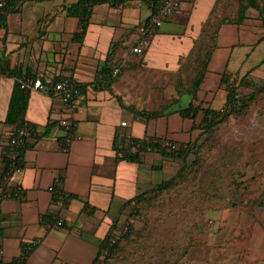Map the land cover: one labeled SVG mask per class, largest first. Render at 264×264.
I'll return each mask as SVG.
<instances>
[{
	"label": "crops",
	"instance_id": "1",
	"mask_svg": "<svg viewBox=\"0 0 264 264\" xmlns=\"http://www.w3.org/2000/svg\"><path fill=\"white\" fill-rule=\"evenodd\" d=\"M76 1L12 0L0 27V69L6 74L16 71L23 77L40 78L44 84L42 89L30 90L24 117L37 126L41 136L27 138L21 169L7 172V157L0 153V183L13 192L1 203L3 264L18 259L24 243L35 246L25 264H93L100 240L109 232L125 201L175 173L165 171L167 177L162 179L154 176L155 169H164L168 164L177 166L176 159L164 157L157 150L142 152L139 161L119 159L123 154L117 153L115 141L119 147L131 137L165 138L186 144L200 134L203 111L196 119L179 112L149 120L136 117L130 108L133 105L124 100L121 82L145 70L177 71L181 59L193 51L217 4L225 9L224 5L232 0L186 2L150 36L143 35L139 26L152 12L148 0H124L118 6L97 4L82 42L73 39L79 30V19L67 16L62 8ZM257 14L249 9V17L242 23L235 19L219 21L215 46L195 101L202 108L224 106L227 91L222 78L234 57L239 64L241 49L238 52L237 47L257 44L264 35ZM144 38L148 40L144 52L133 53L132 46ZM120 40L123 45L116 48L115 58L124 69L110 86H88L73 101V96L66 99L55 92L51 80L56 77L92 82L113 42ZM201 73L202 69L198 75ZM6 74L0 78L3 146L19 128L17 123L6 120L17 81V77ZM63 120L69 123L63 126L71 127L75 133L67 148ZM49 121L55 125L43 134ZM132 150L136 152L138 148L133 146ZM59 177L62 179L57 182ZM58 221L62 225L58 226Z\"/></svg>",
	"mask_w": 264,
	"mask_h": 264
},
{
	"label": "rangeland",
	"instance_id": "2",
	"mask_svg": "<svg viewBox=\"0 0 264 264\" xmlns=\"http://www.w3.org/2000/svg\"><path fill=\"white\" fill-rule=\"evenodd\" d=\"M224 6L217 4L215 8L217 22L236 19L239 0ZM211 33L209 29L198 38L177 71L145 70L123 79L124 100L146 110H163L183 100L212 47ZM234 85L240 98L255 96L249 107L229 114L216 126L212 139L209 134L202 136L195 150L175 160L177 166L168 164L154 170V176L162 179L167 177L165 171L175 172L170 178L182 167L194 166L185 181L161 195L148 191L135 207L127 206L119 213L113 233L119 243L109 264H264V248L258 244L259 213H254L252 205L257 192L264 188V62L242 70ZM241 149L247 164L241 161L236 165L246 172L240 180H247L248 188L239 190L237 205L222 207L206 193L215 183L201 182L210 180L218 167L238 159ZM253 175L260 179L255 182ZM194 187L197 193L193 199ZM222 202L225 199L218 203Z\"/></svg>",
	"mask_w": 264,
	"mask_h": 264
},
{
	"label": "trees",
	"instance_id": "3",
	"mask_svg": "<svg viewBox=\"0 0 264 264\" xmlns=\"http://www.w3.org/2000/svg\"><path fill=\"white\" fill-rule=\"evenodd\" d=\"M11 2L12 0H9L0 27H2L4 24L6 14L8 13L9 8L11 6ZM123 2L124 0H77L74 3L62 5V8L66 11L67 16L77 17L79 19V30L75 32L73 39L77 40V42H82L84 40L85 34L87 32V29L91 21L93 8L97 4L108 3L111 6H118ZM249 9H254L255 11H257L258 13L257 15L262 23V27L264 30V0H239L238 14L234 22L242 23L243 21H245L249 17L248 15ZM154 11H155V7L152 8L151 14L142 23H140L139 26H143L145 22L149 21ZM220 24L221 22L216 23V18H214V16H211L203 26V34L209 32V29H211L212 32L211 35L213 37L211 39L213 41V44L212 47L210 48V51L207 52L206 58L204 59L202 73L200 75L197 74V76H195L193 80L192 88L188 89V95L185 98H183V100H177L176 102L177 104H175V102H172L168 104L163 110L162 109L146 110V109H138L135 106L130 107L135 113L136 117L143 118L145 120L157 118L161 115L172 112H179L183 117L196 119L199 111L202 110L204 116L199 125L201 132L198 135V137L186 144H178L177 142L174 141L176 143V147L174 148L171 146L162 145V141L166 140L165 138H160L159 140H156L154 137H145V138L131 137L130 139L127 140V142L123 144V147H119L115 141V147L117 153L122 152L123 154L122 156H120L119 159L139 161L141 159V153L149 149H153L161 152L164 157H171L173 159H177L179 157H185L189 152L196 149L197 141L202 136L209 134L212 139V134L215 131L216 126L222 123L229 116V114L231 115L232 113H234V110H237V108L240 109L242 106H244V109L249 107L250 102L255 98V96L251 95L249 98L246 99L240 98L239 96L240 94L237 92V88L234 84L238 74H240L242 70L254 69L256 66L264 62V35L259 39L257 44H254L250 47L245 45H242V47L240 48L239 46L237 47L238 52L241 49V59L239 60V64L237 65V59L234 57L232 63L229 65L227 69V72L224 73L222 78V85L227 91L226 102L222 108L220 109H216L212 107L202 108L200 104L195 103V101L198 99L197 91L200 86L201 77L203 76L204 70L206 69L208 58L210 57L212 48L213 46H215L216 32L218 31ZM158 29L159 28H157L152 34L154 35V33L158 31ZM121 45H123V40H120L118 42H113L106 60L104 61L102 67L98 70L97 76L92 82L79 83L77 80H74L73 78H68V80H70L74 84L75 86L74 88L77 89V91L74 92L72 101L77 97L81 96L83 93H85L88 86L94 85L95 87L102 88V87H108L113 83V81L118 77L120 71L124 69V65H122L120 60L115 58L116 48L120 47ZM117 69L119 71H117ZM0 71L4 72V70L1 69ZM4 73L6 74V72ZM6 75H13L17 77V81L15 82L14 85L6 120L10 123H17V126L21 127L24 124L28 123L25 120L24 115L28 107L31 89L22 86L21 81L25 79V77H23L22 74L17 73L16 71L15 72L9 71L7 72ZM63 78L64 77L62 78L56 77L53 80H51V83L52 82L55 83ZM30 124L34 128L33 135L36 137L41 136L40 133L38 132L37 126L32 123ZM54 125H55L54 121L53 122L49 121L46 125V129L43 132V134H48ZM61 127L67 130V133L63 137V140L66 139L67 137H71V136L73 137V135L75 134L74 130L71 132V127L63 126V125H61ZM133 146H136L138 148L136 152L132 150ZM23 147L24 145L18 148V151L20 150V153L16 160L13 161L9 158H6L7 172L13 173L14 170L16 169V167L13 166V162L15 163L16 166H20V167L23 166L24 164ZM241 161H245L243 149L240 150V156L238 157V159H236L234 162L228 165L218 167L216 171L214 170L211 173L212 178L210 180L206 178L205 181L201 182L202 184L209 181L210 182L209 184L212 183V185L213 183H215L214 186L208 187L206 191L207 195H209L211 199L214 198L213 203H216L222 207L223 206L231 207L237 205L240 199L238 194L239 190H241L242 188L244 189L248 188L247 180H240V177L245 175L246 172L244 171L243 167L239 169L238 166L236 165V162H241ZM245 164H247L246 161ZM193 170H194V166L190 167L189 165L182 167L176 172V174H174V176L168 179H164L163 181L156 184L155 186L145 191L144 193L136 195L135 197L125 201V203L122 206L123 207L122 211H124V209L127 206L134 205L135 207L136 201H141L142 199H144L145 194L148 191L160 195L163 194L165 191L175 187V185H177L178 183L185 181L188 178L187 177L188 173H191L190 171ZM225 174L227 176L226 180L221 181L220 179ZM255 175H253L251 179L256 182L260 178L256 177ZM61 179L62 178L59 177L56 181L60 182ZM0 185H2V183H0ZM3 187L6 188L5 186ZM191 191L192 194L190 195V198L192 197L194 199V196L197 193V188L194 187L193 190ZM19 192H21V190ZM257 193L258 194L256 195L252 205H253L254 213L255 214L259 213L257 215V220L259 221L258 223L261 226V230L259 227L257 233L259 235V240H258L259 248L262 250L264 248V188H262ZM217 197L218 199H216ZM222 199H225V202L218 203L219 200ZM1 220H2V211H0V236L2 235ZM118 220L119 217L118 216L115 217L109 232L107 233L105 238L100 240L98 255L94 260L93 264H109L110 256L114 252V250H116V247L118 246L119 243L118 240L114 238V234H113L114 231L116 230V224ZM22 247H23L22 255L18 259L11 262V264H25L27 256L32 252L35 246L33 244L24 243ZM260 249H258L257 251L258 252L261 251ZM0 264H3L1 258H0Z\"/></svg>",
	"mask_w": 264,
	"mask_h": 264
},
{
	"label": "built area",
	"instance_id": "4",
	"mask_svg": "<svg viewBox=\"0 0 264 264\" xmlns=\"http://www.w3.org/2000/svg\"><path fill=\"white\" fill-rule=\"evenodd\" d=\"M151 7H155V11L151 16L150 20L145 22L141 26L140 30L145 36H150L158 27L162 25L164 20L172 13L180 9L186 2H195L196 0H148ZM9 0H0V26L5 15L6 7ZM148 42L145 38L140 42V44L132 46V52L135 54H142L144 52V45ZM5 75L4 72L0 71V78ZM22 86L30 89H42L44 87L43 81L40 78L33 79L25 77L21 81ZM74 84L68 80H60L54 83L53 89L57 94L64 96L66 99L71 98L74 95V92L77 89L74 88ZM125 124V122H123ZM67 120L62 121V125H68ZM75 126V125H74ZM34 128L29 123L24 124L23 126L17 128L14 133L10 136L9 141L6 145H0V153L11 160H16L19 156L18 148H20L26 142L29 136L33 135ZM74 139V137H67L64 141V148H67V145ZM159 140V139H156ZM162 145H167L171 147H176V143L172 140L166 139L162 141ZM13 166L16 167L15 170H20V166H16L13 162ZM52 189V187H51ZM12 196L11 192L0 185V211L1 203L3 199ZM62 221H58L57 225H62Z\"/></svg>",
	"mask_w": 264,
	"mask_h": 264
}]
</instances>
